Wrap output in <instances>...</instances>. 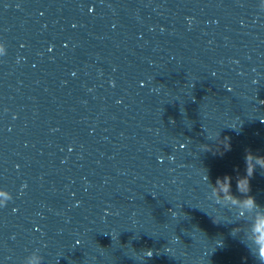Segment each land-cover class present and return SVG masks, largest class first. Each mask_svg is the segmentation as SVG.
<instances>
[{
	"label": "clouds",
	"instance_id": "obj_1",
	"mask_svg": "<svg viewBox=\"0 0 264 264\" xmlns=\"http://www.w3.org/2000/svg\"><path fill=\"white\" fill-rule=\"evenodd\" d=\"M264 9V3L260 5ZM6 49L0 44V53H5ZM220 143H225L221 141ZM227 147V145H225ZM205 151L210 150L209 145H204ZM245 170L243 175H237L236 193L232 190L233 177L225 175L218 177L213 184L207 172L204 174V180L209 185L208 199L221 207L227 208L234 215L236 221L240 223L232 230L234 234H241V242L248 248L250 254L258 262L264 264V205L258 204L255 197L250 195L251 179L256 174L257 168L264 174V156H258L251 151L245 154ZM12 199V196L3 198L0 206ZM217 223V220H214ZM147 257L152 256V251H146ZM42 257L34 251L24 259V264H41Z\"/></svg>",
	"mask_w": 264,
	"mask_h": 264
}]
</instances>
